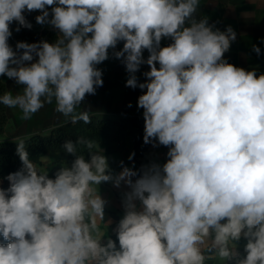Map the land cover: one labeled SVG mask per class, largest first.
Returning a JSON list of instances; mask_svg holds the SVG:
<instances>
[{"label": "clouds", "instance_id": "9594fccd", "mask_svg": "<svg viewBox=\"0 0 264 264\" xmlns=\"http://www.w3.org/2000/svg\"><path fill=\"white\" fill-rule=\"evenodd\" d=\"M199 5L0 0V76L23 86L0 94V104L30 120L55 101L70 123H91L77 108L103 86L97 65L123 41L114 56L129 74L126 87L146 89L138 98L144 143L169 149L163 165L125 166L113 175L99 143L78 137L62 145L74 157L70 166L62 163L50 178L29 160L25 142L17 143L23 166L0 179L9 183L0 187V264H264V74L224 59L236 33L197 19ZM33 11L59 36L18 42V53L8 43L10 25L30 29L24 13ZM163 38L172 43L161 47ZM253 51L260 54L256 45ZM145 63L147 81L138 84ZM106 182L130 189L115 240L99 191Z\"/></svg>", "mask_w": 264, "mask_h": 264}, {"label": "crops", "instance_id": "0c3cea01", "mask_svg": "<svg viewBox=\"0 0 264 264\" xmlns=\"http://www.w3.org/2000/svg\"><path fill=\"white\" fill-rule=\"evenodd\" d=\"M49 11L51 12V8ZM196 17L207 19L209 25L214 26V30L225 31L228 26H231L236 33V38L224 54V59L236 67L249 71L254 69L257 76L264 74V42H262L264 41V0H200ZM41 26L53 29L59 34L58 30L50 24ZM171 43L170 38H163L160 46L165 47ZM253 45L260 48L259 55L253 51ZM122 48L123 41L119 42L115 49H109V58L97 65L102 71L103 86L97 87L94 95H86L80 107L77 108V112L87 110L88 113L99 116L143 114L144 110L138 107V98L146 92V89L126 87L129 74L122 58L117 59L114 56V52ZM148 56L149 52L144 50L143 58L146 60ZM157 67H159L158 64ZM149 70L146 63L140 66L136 73L138 84L147 81L144 73ZM5 82L7 92L13 95L22 92L23 86L16 84L15 80L5 76ZM7 113L9 122L5 132L0 135V140L23 138L35 132H48L54 126L68 120L55 111V101L52 104H45L30 120L21 119L22 114L18 108L7 107ZM143 137L126 133L120 135L114 144H99L103 154L108 158L113 175L119 174L125 166L139 172L152 163L163 165L167 161L168 147L159 145L156 141L146 144ZM130 156L131 159H129ZM62 163L69 165L66 155L53 151L48 152L42 158V162L33 164L38 170L55 173ZM99 191L102 198L108 202L105 207V221H112L108 236L115 240L113 229L124 213L123 194L130 189L123 182L119 187H115L112 182H106L99 186ZM0 242H3V239L0 238ZM245 243L243 239L238 242V250L241 254H243ZM206 264H213V262L208 261Z\"/></svg>", "mask_w": 264, "mask_h": 264}, {"label": "trees", "instance_id": "16d2710c", "mask_svg": "<svg viewBox=\"0 0 264 264\" xmlns=\"http://www.w3.org/2000/svg\"><path fill=\"white\" fill-rule=\"evenodd\" d=\"M39 11L31 13H24L27 21L31 23L32 27H21L19 31L16 28L19 25L13 22L10 25L12 35L8 43L14 51L22 53L21 50L16 49L18 42L39 43L40 41H47L54 43L59 34L46 27H42L36 22L35 17L39 15ZM30 63L26 62L25 64ZM7 92V84L5 76H0V94ZM91 123H84L80 121L72 124L69 120L62 122L48 132H35L23 138L15 139H1L0 140V179L6 177L9 173L16 172L22 168V162L16 154L17 143L25 142L26 150L29 153V160L33 163L42 162V158L48 152H61L66 155V160L71 164L74 157L71 154L65 153L62 145L67 140L75 142L78 137L97 141L99 144H114L122 134H131L136 137L144 136V117L143 114H130L118 116H99L97 114L89 113ZM9 122L7 107L0 104V135H2ZM86 159L87 153H85ZM55 173L50 172L49 177L54 178ZM8 181L5 179L0 187L7 188ZM1 239L2 236H0Z\"/></svg>", "mask_w": 264, "mask_h": 264}, {"label": "rangeland", "instance_id": "374dc122", "mask_svg": "<svg viewBox=\"0 0 264 264\" xmlns=\"http://www.w3.org/2000/svg\"><path fill=\"white\" fill-rule=\"evenodd\" d=\"M26 63V62H25Z\"/></svg>", "mask_w": 264, "mask_h": 264}]
</instances>
